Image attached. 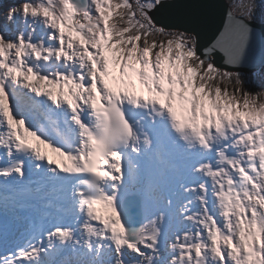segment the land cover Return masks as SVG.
<instances>
[{
    "label": "snow or ice",
    "instance_id": "obj_1",
    "mask_svg": "<svg viewBox=\"0 0 264 264\" xmlns=\"http://www.w3.org/2000/svg\"><path fill=\"white\" fill-rule=\"evenodd\" d=\"M165 3L23 0L8 9L0 237L10 231L4 204L23 207L18 196L55 195L43 198L46 218L54 209L58 220L0 244V264H264V91L246 90L195 37L160 25ZM247 35L241 20L207 55L239 63ZM149 158L160 180L137 219L134 181Z\"/></svg>",
    "mask_w": 264,
    "mask_h": 264
},
{
    "label": "water",
    "instance_id": "obj_2",
    "mask_svg": "<svg viewBox=\"0 0 264 264\" xmlns=\"http://www.w3.org/2000/svg\"><path fill=\"white\" fill-rule=\"evenodd\" d=\"M160 25L171 29L194 34L198 41V47L205 59L210 49L216 48L217 42L229 30L237 27L241 20L247 25L248 37L262 46L264 32H256V28L244 19L236 17L229 12L225 0H166L165 6L155 13ZM260 38V40H259ZM264 45V44H263ZM245 47L254 48L257 53L253 69L257 70L264 64V48L260 51L254 44L246 41ZM215 63L226 69L248 71L250 62L240 67L236 64L226 63L228 59L223 52L217 50L213 53Z\"/></svg>",
    "mask_w": 264,
    "mask_h": 264
},
{
    "label": "trees",
    "instance_id": "obj_3",
    "mask_svg": "<svg viewBox=\"0 0 264 264\" xmlns=\"http://www.w3.org/2000/svg\"><path fill=\"white\" fill-rule=\"evenodd\" d=\"M231 5L235 11L239 13H246L247 7L249 6L248 2L245 0H231ZM245 80V89L251 90L252 92L264 91V76H259L256 80L252 81L251 78Z\"/></svg>",
    "mask_w": 264,
    "mask_h": 264
},
{
    "label": "bare ground",
    "instance_id": "obj_4",
    "mask_svg": "<svg viewBox=\"0 0 264 264\" xmlns=\"http://www.w3.org/2000/svg\"><path fill=\"white\" fill-rule=\"evenodd\" d=\"M259 40H260V38H259ZM260 42H262V43L264 44V40H263V38H262V41L260 40Z\"/></svg>",
    "mask_w": 264,
    "mask_h": 264
}]
</instances>
